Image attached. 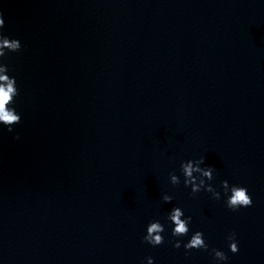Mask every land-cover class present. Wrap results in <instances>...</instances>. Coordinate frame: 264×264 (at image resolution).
<instances>
[{
	"label": "water",
	"instance_id": "water-1",
	"mask_svg": "<svg viewBox=\"0 0 264 264\" xmlns=\"http://www.w3.org/2000/svg\"><path fill=\"white\" fill-rule=\"evenodd\" d=\"M0 12L23 45L6 61L22 119L0 132V264H213L169 234L142 240L174 204L210 248L236 232L226 264H264V0H0ZM200 155L252 205L169 182Z\"/></svg>",
	"mask_w": 264,
	"mask_h": 264
},
{
	"label": "clouds",
	"instance_id": "clouds-1",
	"mask_svg": "<svg viewBox=\"0 0 264 264\" xmlns=\"http://www.w3.org/2000/svg\"><path fill=\"white\" fill-rule=\"evenodd\" d=\"M5 18L0 12V132L5 129L13 132L14 125L19 124L22 114L17 110L16 98L20 95V85L17 76L10 65L6 62L10 53L18 52L23 45L19 38L10 37L5 32ZM14 139H19L16 133ZM216 174L213 165L205 164L204 155L183 159L179 164V172L169 173V182L172 185L183 184L190 189V194L201 191L210 193L214 200H222L224 206L232 211L250 207L253 203L251 193L246 185L240 183H230L227 179L219 181L215 185L212 181ZM160 199L164 203L173 201V196L168 192L161 193ZM193 217L186 214L184 208L179 204H174L166 211L163 219H150L144 229L142 240L147 244L156 247L165 242L166 234L174 238L170 240L172 247L184 250L209 251L213 264H226L229 261L228 253L239 251V241L235 231L226 234L227 251L223 248L209 247L205 238V233L200 229L192 228ZM187 237L186 239H184ZM146 264H154V258H145Z\"/></svg>",
	"mask_w": 264,
	"mask_h": 264
}]
</instances>
